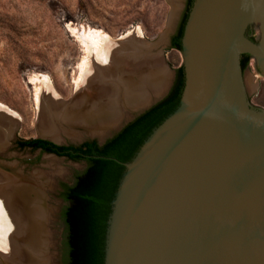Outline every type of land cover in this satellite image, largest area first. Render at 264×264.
I'll use <instances>...</instances> for the list:
<instances>
[{"label":"water","instance_id":"1","mask_svg":"<svg viewBox=\"0 0 264 264\" xmlns=\"http://www.w3.org/2000/svg\"><path fill=\"white\" fill-rule=\"evenodd\" d=\"M180 41L178 105L122 163L103 264H264V0H192Z\"/></svg>","mask_w":264,"mask_h":264},{"label":"rangeland","instance_id":"2","mask_svg":"<svg viewBox=\"0 0 264 264\" xmlns=\"http://www.w3.org/2000/svg\"><path fill=\"white\" fill-rule=\"evenodd\" d=\"M187 1L0 0V103L14 111L18 117V124L8 146L0 152V161L25 176L40 170L51 178L45 190L47 203L54 208L49 221L53 244L49 249L52 255L50 264L67 262L68 229L64 218L67 202L63 198V191L73 185L87 163L84 160L73 161L48 152L23 148L19 146V142L36 138L56 140L59 145H79L86 140L102 142L149 103L168 93L174 82L176 69L183 63L181 51L170 47L168 40L185 15ZM137 28L151 43L152 48L141 51L128 41L127 49L122 50L120 56L124 62L135 65L139 61L143 66L136 73L114 69L111 75L117 77L110 75L108 81L103 79L102 82L115 84L125 77H129L130 82H137L140 78L144 80L148 78L147 73L156 71L160 62L167 66L164 77L160 79L159 87L162 90L154 93L148 86H143L146 89H142L149 94V102L135 109L121 106L122 117L119 122L104 132L90 135L84 129L72 128L73 132L69 134L60 129L57 139L41 135L38 128L39 110L35 103L36 90L40 86L37 79L47 76L55 93L62 100L74 98L78 92L76 81L81 74L80 63L86 54L81 31L99 30L118 39ZM251 37L258 40L256 24L252 25ZM147 60L155 65V70L147 67ZM112 78L115 82L111 81ZM258 83L249 100L264 108V79H259ZM5 124L13 126L15 122L8 117ZM48 157L55 159L53 165L48 163Z\"/></svg>","mask_w":264,"mask_h":264},{"label":"bare ground","instance_id":"3","mask_svg":"<svg viewBox=\"0 0 264 264\" xmlns=\"http://www.w3.org/2000/svg\"><path fill=\"white\" fill-rule=\"evenodd\" d=\"M81 37L86 54L80 63L81 74L76 81L78 92L74 98L62 100L47 76L37 79L40 86L36 90L35 103L39 110L38 128L43 136L57 139L60 129L69 134L72 128L84 129L90 135L104 132L119 122L121 106L135 109L149 102L146 86L154 93L162 90L159 86L165 75L164 63L158 62L156 69L148 60L147 67L156 71L147 73L148 78L144 80L130 82L129 77H125L115 84L102 82L114 69L139 72L142 63L124 62L120 54L127 49L128 41L141 51L149 49L151 43L140 29L118 39L91 29L81 31ZM8 117L15 122L13 126L5 124ZM17 124V114L0 103V152L8 146ZM46 159L50 165L55 162L52 157ZM9 166L0 161V264H50L49 249L53 244L49 221L54 208L48 205L45 190L51 178L40 170L25 176Z\"/></svg>","mask_w":264,"mask_h":264},{"label":"trees","instance_id":"4","mask_svg":"<svg viewBox=\"0 0 264 264\" xmlns=\"http://www.w3.org/2000/svg\"><path fill=\"white\" fill-rule=\"evenodd\" d=\"M181 34L182 29L174 36L171 47L180 50ZM247 59L248 56H245V64ZM183 85L181 66L176 69L174 82L166 96L126 124L103 145L95 141L57 145L40 138L19 142L23 148H41L57 156L87 163L84 171L72 186L66 188L63 195L67 202L64 211L68 229L66 264H103L107 219L111 200L124 171L122 163L132 158L151 130L176 108Z\"/></svg>","mask_w":264,"mask_h":264},{"label":"flooded vegetation","instance_id":"5","mask_svg":"<svg viewBox=\"0 0 264 264\" xmlns=\"http://www.w3.org/2000/svg\"><path fill=\"white\" fill-rule=\"evenodd\" d=\"M190 1H192V0H188L187 1V10H186V12H185V15H184V17H183V19H182V21H181V23L178 25V27H177V29L175 30V32L172 34V35H170L169 36V45H171V42H172V40L174 39V36H176L177 34H179L180 33V30L182 29L183 30V25H184V22H185V19H186V17L185 16H187V12H188V8H189V3H190ZM247 34L248 35H251V32H247ZM181 39V38H180ZM180 43H181V41H180ZM171 47V46H170ZM245 56H248L247 54H244L243 56H242V59H241V62H242V72H243V70L245 69V63H244V59H245ZM134 120V119H133ZM132 121V120H131ZM131 121H129V122H127V124L128 123H130ZM126 125V124H125ZM124 125V126H125ZM123 126V127H124ZM123 127H121L119 130H118V132H120L121 130H122V128ZM118 132H115L113 135H111L110 137H108L107 139H105L104 140V142L103 143H105L108 139H110V138H112L114 135H116ZM10 141V140H9ZM90 141H95V140H86V141H84V142H90ZM51 142V141H50ZM96 143H100V142H98V141H95ZM9 143V142H8ZM83 143V142H82ZM27 148H29V147H27ZM31 149V148H30ZM33 150H38V151H40V152H45L44 150H42L41 148H37V149H33ZM65 190L66 189H64V191H63V195L65 194ZM63 198H64V196H63Z\"/></svg>","mask_w":264,"mask_h":264}]
</instances>
